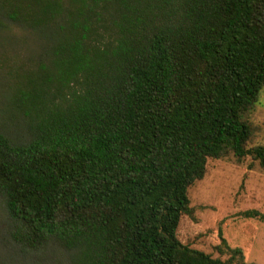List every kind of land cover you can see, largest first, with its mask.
Returning a JSON list of instances; mask_svg holds the SVG:
<instances>
[{
  "label": "trees",
  "instance_id": "1",
  "mask_svg": "<svg viewBox=\"0 0 264 264\" xmlns=\"http://www.w3.org/2000/svg\"><path fill=\"white\" fill-rule=\"evenodd\" d=\"M0 31L34 45L0 64L9 242L69 264H252L177 232L208 160L264 169V0H0Z\"/></svg>",
  "mask_w": 264,
  "mask_h": 264
},
{
  "label": "rangeland",
  "instance_id": "2",
  "mask_svg": "<svg viewBox=\"0 0 264 264\" xmlns=\"http://www.w3.org/2000/svg\"><path fill=\"white\" fill-rule=\"evenodd\" d=\"M8 42L11 46L5 47ZM5 51L9 63L14 54L19 53L21 57L33 55L32 37L0 31V64ZM4 91L0 70V100ZM2 118L0 111V120ZM249 121L255 127L249 146L264 145V89ZM188 195L194 213L192 218L182 217L177 232L182 244L226 260L229 253L220 245L222 237L229 248L241 250L244 262L264 264V223L241 216L246 210L264 213V169L257 162H251L248 157L240 163L232 158L210 159L204 178L189 188ZM3 222L0 208V264H69L64 252L54 246L34 254L20 252L7 240L4 232L2 234ZM218 246L223 254L217 251Z\"/></svg>",
  "mask_w": 264,
  "mask_h": 264
}]
</instances>
